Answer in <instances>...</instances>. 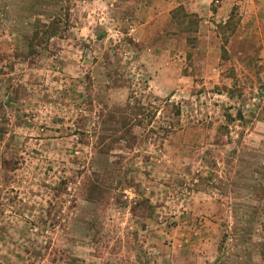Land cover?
<instances>
[{"label": "rangeland", "instance_id": "374dc122", "mask_svg": "<svg viewBox=\"0 0 264 264\" xmlns=\"http://www.w3.org/2000/svg\"><path fill=\"white\" fill-rule=\"evenodd\" d=\"M0 264H264V0H0Z\"/></svg>", "mask_w": 264, "mask_h": 264}, {"label": "trees", "instance_id": "16d2710c", "mask_svg": "<svg viewBox=\"0 0 264 264\" xmlns=\"http://www.w3.org/2000/svg\"><path fill=\"white\" fill-rule=\"evenodd\" d=\"M179 10H181V7L177 8V10L174 12V14ZM187 16H189V15L185 14L183 18H186ZM45 27L46 28L48 27V31L40 29V31L36 30L33 32V34H32L33 36L30 40L31 44H37V45L42 44L43 40H44V42H46L48 40V38L54 37L57 35L58 30L55 28L54 22H50L49 25H47ZM44 37H46V38L44 39ZM28 53H29V55H33L34 51L30 50Z\"/></svg>", "mask_w": 264, "mask_h": 264}]
</instances>
